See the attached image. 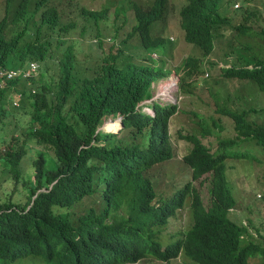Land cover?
Masks as SVG:
<instances>
[{"label":"trees","instance_id":"obj_1","mask_svg":"<svg viewBox=\"0 0 264 264\" xmlns=\"http://www.w3.org/2000/svg\"><path fill=\"white\" fill-rule=\"evenodd\" d=\"M238 1L231 0L229 6ZM242 1L244 10L230 18L221 12L226 0H190L180 12L170 0H154L146 8L133 0L122 1L114 12L115 20L123 16L122 22L131 25L127 9L133 8L135 14L132 31L122 43L140 35L144 39L135 56L125 55L116 46L109 53L103 49L101 25L110 18L108 8L86 11L89 19L82 38L87 28H93L101 40V54L91 61L79 58L76 38L73 46L65 40L67 28L56 30L60 14L55 1L20 0L13 18L7 11L0 20V67L27 68L35 61L40 69L31 81L20 76L0 89V264H23L18 261L25 258L50 264H135L149 257L170 262L183 251L197 264H249L250 256L264 257L263 244L243 245L246 228L229 217L235 199L228 184L227 151L241 141L245 146L254 141L263 154L256 151L247 161L264 162V123L247 120L250 112L233 111L231 107L242 101L235 97L239 92L210 88L214 112L231 118L236 131L235 138L219 141L222 152H214L203 141L211 131L205 132L202 120L201 136L178 132L181 140L192 145L182 162L194 181L208 174L214 178L209 208L190 181L172 198L159 196L154 188L156 166L170 176L164 165L175 157L170 121L177 106L155 104L154 115L137 111L151 97L153 82L170 73L162 60L156 65L150 56L164 46V39L154 41L150 31L155 24L166 27L179 15L185 40L205 56L212 53L219 30L232 25L243 47L237 57L244 66L222 68L208 61L215 69L210 75L216 77V84L251 81L264 93V58L252 55L247 40L260 37L264 42V11L261 16L253 0ZM202 10L213 17L193 15ZM79 24H75V34ZM11 26L21 30L11 34ZM230 48L234 53L239 49ZM186 62L189 76L205 73L197 59L189 57ZM186 86L182 78V90ZM18 95L23 99L14 106ZM119 115L124 117L119 133L100 130L105 117ZM160 180L162 187L166 179ZM95 196L101 208L91 207L83 214L75 211ZM189 196L194 225L185 236L175 232L180 239L163 249L159 236Z\"/></svg>","mask_w":264,"mask_h":264},{"label":"rangeland","instance_id":"obj_2","mask_svg":"<svg viewBox=\"0 0 264 264\" xmlns=\"http://www.w3.org/2000/svg\"><path fill=\"white\" fill-rule=\"evenodd\" d=\"M75 3L79 2L81 6H87L91 8L92 10L99 11V9H102L107 3L108 0H74ZM135 2L141 3L145 6L151 5V3L154 0H134ZM5 0H0V14L3 11ZM61 4V9L65 11V14L68 16H73L74 13L71 12L70 5L68 4V0H65L63 2L57 1ZM171 4L176 8V4L181 2V0H171ZM236 3L240 4L241 2L238 1ZM252 4H258L260 9V14L263 16V0H253ZM111 10V19L109 22L102 24V35L103 38H112L114 41V24L116 22L114 18V10L115 8L112 6L110 8ZM227 11V16L230 18L235 13V5L229 6L226 9H222V11ZM132 12H134L132 10ZM131 11H128V16L130 19L134 16V13L132 14ZM66 20H70L66 18ZM132 26V25H130ZM128 27H125V30H128ZM178 28H179V18L175 16L172 18L171 22H169L168 26V32L172 35L171 39L173 40L175 37L178 36ZM58 32L60 29H56ZM120 30V35L122 37H125L127 34V31ZM19 30L14 28L11 32V34L18 32ZM159 34L164 35L163 31L157 30ZM168 33V34H169ZM221 38L216 42V51L217 56L212 57L213 60L220 59L223 56V52H229L231 50V46L233 45L235 48H239L236 50L235 56H238L240 51L243 47L239 45L237 32L234 30L232 25L227 24L223 31H221ZM241 37H244V35L241 34ZM75 38L76 42V50L78 53L79 58L85 60V61H91L101 52L100 49L98 50L97 46H94L92 44H96V40H92L93 33H90L85 36V39L81 40L80 35L76 34ZM124 40H126L124 38ZM134 39L130 40L129 45L127 47H123L125 53L127 55H130L134 53ZM248 42H250V46L254 52H259L260 57L264 58V42L261 41V39H258L257 37L252 39H247ZM92 41V42H91ZM109 41V39L107 40ZM123 41V40H122ZM79 42V44H78ZM185 46H187V42H185ZM112 43L104 44V50L109 51L110 46ZM181 45L178 47L173 55L171 56V59H169V62L166 63L165 68L170 69L171 75L168 77V79L162 80L158 83H155V87L151 91V96L159 97V92L162 85L167 84L173 77H176V68H184L185 61L188 59L187 57L196 55L200 56L199 53L202 54L200 49L190 48L187 46V48ZM198 52V54H196ZM228 54V53H226ZM103 55V54H102ZM253 55V54H252ZM248 58L247 56H245ZM160 54H157L155 59H159ZM204 60V58H202ZM233 58H230V62L228 63V67L231 66L233 63ZM204 62V61H203ZM9 65H12L9 60L7 62ZM203 64V63H202ZM201 64V65H202ZM206 68H209V65H206ZM202 71V70H201ZM175 72V73H174ZM188 72V69L186 70ZM181 71L180 77L184 78L186 80V89L181 90L178 88V84L180 85L181 81L179 80L177 83H175V89L171 92L172 97L170 96V101L174 102L176 99L177 105H179V112L173 117L170 124V130L172 135V142L175 147V157L173 160L169 161V163H166L164 165V168L170 176H164L156 166L153 169V172L155 173L153 175L154 181V188L156 193L159 196L165 197V198H172L175 194H177L184 186L185 181L191 180L190 177V168L187 167L184 163H181L180 160H182V157L190 151L192 148L191 144H187L185 141L179 140L177 132L182 130L185 132H193L192 134H196L198 136H201L203 134V130L201 128V125L199 122L202 120L204 121V130L206 132L207 129H210L211 133L207 134L205 137H203V141L207 143L214 152H218V143L220 140H225L236 136V132L232 128V121L231 118H225L217 113L214 112L216 110L215 101L210 96V88L213 91H218V89H221V91L228 92L229 94H234L238 90H243V95H236V99L242 100L239 103L232 106V109H238L241 108L242 104L246 105V107L250 108L255 107L257 109V113H251L249 118L247 120L255 122V123H264V94H261L259 92H256L255 90H251V87L249 85L242 86V83L239 81H236V79L228 81V82H216V77H213L212 75L209 76L206 74H203L200 77V74L193 75V76H187L188 73ZM214 72V71H213ZM214 76H217L216 73H214ZM215 81H214V80ZM221 79V77H220ZM208 82V83H207ZM207 83V84H206ZM250 84H252L257 91H259V88L257 84L254 82L249 81ZM253 89V88H252ZM251 93V94H250ZM163 97H160L162 99ZM238 101H235V103ZM250 105V106H249ZM244 110H241L243 112ZM240 112V113H241ZM196 113V114H194ZM198 114V116H197ZM113 120L112 116L107 117L103 125L100 126L101 131L104 132L108 131L109 129L106 128L107 124ZM118 120V118H116ZM214 122L218 123L224 129L220 127H217L214 125ZM120 126V125H119ZM118 126V128H119ZM118 128L114 129V132L118 131ZM107 133V132H106ZM124 134V131L123 133ZM252 146H245L242 144V141L235 147L230 148L227 153L229 155V158L226 161L227 166V178H228V184L231 189L232 194L235 197V208L231 210L230 212V218L234 222H236L238 225H241L242 227L245 226L246 233L243 238V245L245 243L254 242L256 244H263L264 246V162L263 163H253L247 160L254 158V152H259L263 154V149L258 147L254 141H250ZM248 144V143H245ZM238 154L239 159L242 158V161H237L234 156ZM176 155L178 159L176 158ZM259 156V155H258ZM260 158H263L259 156ZM189 171H188V170ZM166 179L165 184L160 187V179ZM186 179V180H185ZM214 178L212 177V174H208L203 176L200 180L194 181L193 186L196 187V189L201 194V197L203 199V203L206 208H209L211 205V198H212V192L211 189L213 187V181ZM100 198L98 196L87 198L84 200L81 204L77 205L75 207V211L78 214H82L85 211H87L91 207H95L97 209L102 207V202L99 200ZM186 207L183 210L177 211V214L172 217L166 227L163 228L161 235L159 236V243L161 247L164 249L170 244H173L180 239L175 232L180 231L184 233V236L186 233L191 229L193 220L191 217L190 212V201L189 198L186 202ZM188 226H190L188 228ZM188 228V229H187ZM187 229V230H186ZM178 232V233H180ZM174 233V234H173ZM184 253V251L182 252ZM258 258V259H257ZM147 258L141 262H138L136 264H197L191 259H187L184 255H181L179 259L172 260L170 262H162L152 260ZM249 264H264V257L259 255L258 257L250 256L249 257ZM19 263L23 264H50L42 262L40 259L37 258H25L20 261Z\"/></svg>","mask_w":264,"mask_h":264},{"label":"clouds","instance_id":"obj_3","mask_svg":"<svg viewBox=\"0 0 264 264\" xmlns=\"http://www.w3.org/2000/svg\"><path fill=\"white\" fill-rule=\"evenodd\" d=\"M19 1L20 0H15L13 3H10V0H5V4H4V7H3V11H2V13H3V15L0 17V20H1V18L3 17V16H5V15H7V11L9 12V14L7 15V16H9V17H11V18H13L14 17V15L16 14V8H17V6H18V3H19ZM52 1H55V3H56V6H57V8H58V11H59V14H60V24H59V26L56 28V29H60V31H61V29L62 28H67V31H65L64 33H65V40H68L67 42L69 43V45H72L73 46V38H75V35L76 34H79L80 35V39L81 40H83V38H82V35H83V27H84V24L86 23V21L89 19V17L87 16V15H84V12H86V11H94V12H96L95 10H92L91 8H89V7H87V6H81L80 5V3L79 2H77V3H75V1L74 0H68V4L70 5V8H71V12H73L74 13V18H73V16H68V15H66L65 14V11L64 10H62L60 7H61V4L59 3V2H57V1H61V2H63V1H65V0H52ZM122 1H124V0H108V3L103 7V8H108L109 9V13H110V18L109 19H107V20H103L102 21V24H105V23H107V22H109L110 21V19H111V10H110V8H112V6L115 8V10H117V9H119L120 8V6H118L117 4H119V3H121ZM171 1V0H170ZM189 1L190 0H181V2H179L178 4H176V8L175 9H177V10H179V12H180V8L183 6V5H185L186 3H187V5H188V3H189ZM230 1L231 0H226V2L225 3H223L224 4V6H225V8H221V12H223L224 13V15H222V16H225V15H227V11L228 10H225V11H222V9H226V8H228L229 7V3H230ZM240 2H241V4H243L244 2L242 1V0H239ZM133 2H135L134 0H133ZM137 5H139V6H141V7H144V8H146V7H148V6H145V5H143V4H141V3H138V2H135ZM153 3V2H152ZM151 3V4H152ZM170 4H171V2H170ZM172 5V4H171ZM150 6V5H149ZM234 6V5H233ZM241 7H242V5H241ZM240 7V4L239 3H236L235 4V9L236 10H234V12H241L242 10H244V8H241ZM246 7H248V8H253L252 7V5L251 4H247L246 5ZM102 8V9H103ZM102 9H99V11L100 10H102ZM115 10H114V12H115ZM132 10H133V8L132 9H130V8H128L127 9V11H131L132 12ZM98 11V10H97ZM98 11V12H99ZM134 11V10H133ZM263 11H264V9H263ZM203 12V10L202 11H197V12H195V13H193V15H195V16H197V17H204V18H212L213 16L210 14V13H208L207 12V14L205 15V14H203L202 13ZM134 12H132V14H133ZM262 16V15H261ZM261 16H260V18H261ZM178 18H179V28H178V36L177 37H175L173 40L171 39V34L168 32V26H169V23L167 24V26L166 27H164L163 28V26L161 25V24H155L154 25V30L153 31H150V37H151V39H153L154 41H157L158 39H157V37H160V38H162V39H164L163 40V42H164V46L161 48V49H159V50H156V51H152L151 52V54H150V56H151V58L153 59V61H155L156 62V65H158L159 64V62L162 60V62H164L165 63V65H166V63L167 62H169V59H171V56L173 55V53H174V51L178 48V47H180L181 45H183V46H185L186 44H185V42H187L185 39V31H184V29H183V26H182V17L179 15V16H177ZM66 18H68V19H70V20H66ZM122 20H123V16H121V18H120V20H119V22H115V24H114V29H115V32H114V35H115V33L118 31V35L116 36V37H114V41L112 40V38H103V35L101 36V40H102V44H103V48H104V44H109V43H112V45L110 46V49H111V47L112 46H116L115 47V49L117 50V49H122L123 51H124V49H123V47H127L128 45H129V43L128 44H123L122 43V40L124 41V38L126 39V38H128L127 37V35L129 34V32L130 31H132V26H130V25H125L123 22H122ZM77 21H80V24H79V28H78V32H76V34H75V32H74V28H75V24H76V22ZM131 21H132V24L131 25H133V24H135V14H134V16L132 17V19H131ZM171 22V21H170ZM127 26H129L128 27V30H125V27H127ZM14 28H16V29H18L19 31L21 30V28H17V27H14V26H11L10 27V30H11V32H12V30L14 29ZM102 30H103V28H102V25H101V33H102ZM120 30L122 31V30H125V31H127V34L125 35V37H122L121 35H120ZM157 30H160V31H163L164 32V35H161V34H159V32L157 31ZM15 33H17V32H15ZM15 33H13V34H15ZM90 33H93V39L92 40H96L95 41V43L96 44H92V45H94V46H97L98 47V50L100 49L99 48V44H100V39L98 38V37H96L97 36V34H98V32L95 30V29H93V28H87V30H86V32H85V36L86 35H88V34H90ZM169 33V34H168ZM221 36H222V34H221V31L219 30V35H218V39H216L215 40V46H214V49H213V51H212V53L210 54V55H208V56H205L204 55V52L200 49V48H198V47H196L195 45H192L191 43H188L187 42V46L188 47H190V48H195V49H200L201 50V52H202V54L201 53H199L200 54V56H196V55H193V56H190V58H194V59H197V61H198V65L199 66H201V68L206 72V74L209 76V73L211 74L213 71H215V69L212 67V65H209V62L208 61H212V62H215V63H217L220 67H222V68H230V67H228V63L230 62V58H233L234 60L232 61L233 63L231 64V65H237V66H244V64L238 59V57L236 56L235 57V53L232 51V50H230L229 52H223L224 54H223V56L220 58V59H216V60H213V58L212 57H216L217 56V51H216V42L218 41V40H220V39H222L221 38ZM258 39H260V37H257ZM109 39V41H107ZM132 39H134L133 41H134V53H132V54H130V55H127L126 53H125V51H124V54L125 55H127V56H135V55H137L141 50H140V48H142V44H144V42H143V38H142V36L140 35V36H135V37H133V38H131L130 40H132ZM127 40V39H126ZM129 40V41H130ZM241 40V39H240ZM250 40V39H249ZM92 42V41H91ZM187 46H185L186 48H187ZM110 49H109V51L107 52V53H109L110 52ZM188 49V48H187ZM100 52H101V50H100ZM226 53H228V54H226ZM157 54H160V58L159 59H155V57H156V55ZM196 54H198V52L196 53ZM252 54L253 55H255V56H260V53L259 52H254L253 50H252ZM187 58H189V57H187ZM202 58H204V60H202ZM204 61V62H203ZM186 61H185V64H184V68H176L177 69V71L178 72H174L175 74H176V77H177V79L175 78V77H173L174 79H176V83L180 80L181 81V83H182V78L180 77V72L181 71H183V72H186V70L188 69V72H186V73H189L190 71H191V69L189 68V67H186ZM203 63V64H202ZM202 64V65H201ZM34 65L36 66V68H34ZM165 65H164V68H165ZM206 65H209V68H206ZM39 69H40V66H39V63L38 62H35V61H33V62H30L28 65H27V68H8V67H5V66H1L0 67V89H2V88H4L5 86H6V84H7V82L9 81V80H12V79H16V78H18V77H20V76H22L23 77V79L25 78V79H27L28 81H31V79L32 78H35L37 75H38V73H39ZM166 70H169L170 71V69H167V68H165ZM205 74V73H204ZM205 74V75H206ZM171 75V71H170V73L166 76V77H164V78H161V79H159V80H157V81H155V82H153V84H152V86H151V91H152V89L156 86L155 85V83H158V82H160V81H162V80H165V79H168V77ZM203 74H200V77L202 76ZM187 76H189L188 74H187ZM193 76V75H192ZM190 77V76H189ZM236 81H239V82H241L242 83V86L241 87H244V85H249L250 87H251V90H255L256 92H259V93H261V94H264L260 89H259V91H257V89H255V87L252 85V84H250L249 83V81H247V80H240V79H236ZM181 83H180V85L178 84V88L180 89V91L182 90V87H181ZM165 85H167V84H165ZM165 85H162V86H165ZM253 88V89H252ZM173 91V90H172ZM245 90H244V88H243V90H238V94H240V95H242V96H244L243 95V93L242 92H244ZM237 94V95H238ZM151 96V95H150ZM170 96L172 97V95H171V93H169L166 97H163L162 99H160V97H162L160 94H159V97H156V96H151L149 99H145L144 101H142L139 105H138V112H143L144 114H150V115H154L155 114V109H154V105L155 104H161L162 106H172V105H175V106H177V112L173 115V117L179 112V105H177V103H176V100L174 101V102H171L170 101ZM21 98V100L23 99V96L22 95H18L17 96V98H16V100H15V102L13 103V105L14 106H17V104L19 103L18 102V100ZM242 102V101H241ZM247 105V104H246ZM246 105H243L242 104V106H241V108L239 107L238 109H234L233 111H241V110H244V111H247V112H250V114L251 113H257L258 111H257V109H255V107H251L250 105V108H248V107H246ZM108 117H111V116H108ZM173 117L171 118V120L173 119ZM107 117H105V119H106ZM112 118H113V120H111L110 122H112V123H115V122H117L118 123V125H120L119 126V128H118V131L117 132H114V131H106L108 134H117V133H119L120 131H121V128L124 126V117L122 116V115H119V116H112ZM116 118H118V120H116ZM225 118H228V117H226L225 116ZM104 119V120H105ZM231 121H232V128H233V130H234V123H233V120L231 119ZM104 122V121H103ZM170 124H171V121H170ZM103 125V124H102ZM101 130V129H100ZM103 131V130H102ZM180 131H182V130H180ZM235 131V130H234ZM104 132V131H103ZM105 132V133H106ZM179 132V131H178ZM178 132H177V134H178ZM182 132H184V133H186L185 131H182ZM236 132V131H235ZM178 137H179V135H178ZM236 137V136H235ZM235 137H232V138H235ZM171 139H172V135H171ZM223 139V138H222ZM228 139H230L229 137H228ZM179 140H181L180 139V137H179ZM181 141H185V140H181ZM186 142V141H185ZM187 144H189V143H187ZM206 145H208L207 143H206ZM209 146V145H208ZM174 150H175V148H174ZM218 151H219V153L220 152H222L223 150L221 149V148H219V145H218ZM175 152H176V150H175ZM187 154V153H186ZM176 158L178 159V157H177V155H176ZM183 158V157H182ZM235 158V157H234ZM237 159H239V158H236V160ZM181 161V163H183L182 162V160H180ZM169 163V162H168ZM188 170V169H187ZM189 171V170H188ZM190 172V177H189V179H191V180H188V181H185V185L190 181L191 183H192V185H193V182H194V180L195 179H193V176H192V173H191V171H189ZM186 180V179H185ZM195 187V186H194ZM196 188V187H195ZM231 190V189H230ZM198 191V190H197ZM199 192V191H198ZM231 194H232V192H231ZM233 195V194H232ZM233 197H234V195H233ZM189 198V201H190V212H191V202H192V197L191 196H189L188 197ZM187 198V199H188ZM234 199H235V197H234ZM203 200V199H202ZM186 202H187V200H186ZM186 203H185V206L182 208V209H179V210H183L185 207H186ZM205 206V205H204ZM234 208H235V206H234ZM233 208V209H234ZM90 209V208H89ZM178 210V211H179ZM86 212V211H85ZM84 212V213H85ZM83 214V213H82ZM177 214V213H176ZM191 217H192V215H191ZM229 217H230V214H229ZM192 220H193V217H192ZM233 221V220H232ZM193 222V221H192ZM234 222V221H233ZM236 223V222H235ZM237 224V223H236ZM194 225V222H193V224H192V226ZM239 226H241V225H239ZM190 226H188V228H189ZM245 227V226H244ZM187 228V229H188ZM181 255H184L185 256V254L184 253H181ZM181 255H180V257H181ZM186 257V256H185ZM187 259H188V257H186ZM179 259V258H178ZM143 261V260H142ZM139 262H141V261H139ZM138 263V262H137ZM136 264V263H135Z\"/></svg>","mask_w":264,"mask_h":264},{"label":"bare ground","instance_id":"obj_4","mask_svg":"<svg viewBox=\"0 0 264 264\" xmlns=\"http://www.w3.org/2000/svg\"><path fill=\"white\" fill-rule=\"evenodd\" d=\"M175 83H176V79L172 78L168 83L167 85L165 86H161V89H160V92L159 94L162 96V97H166L169 93L172 92V90L175 89ZM118 123L115 122V123H112V122H109L106 126L107 129H109V131H114V129L118 128Z\"/></svg>","mask_w":264,"mask_h":264},{"label":"built area","instance_id":"obj_5","mask_svg":"<svg viewBox=\"0 0 264 264\" xmlns=\"http://www.w3.org/2000/svg\"><path fill=\"white\" fill-rule=\"evenodd\" d=\"M34 68H36V66L34 65Z\"/></svg>","mask_w":264,"mask_h":264}]
</instances>
